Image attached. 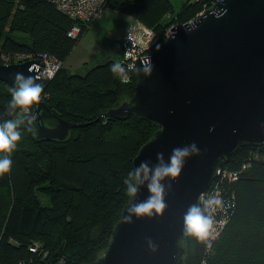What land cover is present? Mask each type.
Wrapping results in <instances>:
<instances>
[{"label": "trees", "instance_id": "16d2710c", "mask_svg": "<svg viewBox=\"0 0 264 264\" xmlns=\"http://www.w3.org/2000/svg\"><path fill=\"white\" fill-rule=\"evenodd\" d=\"M207 3L186 0L174 12L169 0H109L107 8L152 29L160 44L169 28L188 24ZM74 25L49 0H0V64L14 54L56 57L61 69L41 83L51 112L44 113V122L54 126L55 115L85 125L71 129L64 141L38 140L33 125L20 126L11 171L0 176V264H89L99 257L129 198L124 180L133 171L131 161L156 131L132 116L96 120L133 96L135 70L125 64L127 82L112 73L120 48L117 58L101 59L83 75L70 74L64 62L88 30L71 39ZM12 87L0 82V123L15 118L6 107ZM259 153L264 147L244 146L223 160L222 168L239 175L218 184L230 219L211 249L187 238L184 264H264Z\"/></svg>", "mask_w": 264, "mask_h": 264}, {"label": "water", "instance_id": "95a60500", "mask_svg": "<svg viewBox=\"0 0 264 264\" xmlns=\"http://www.w3.org/2000/svg\"><path fill=\"white\" fill-rule=\"evenodd\" d=\"M159 45L149 54L151 74L136 71L146 58L135 62L133 96L96 120L132 116L156 127L132 159L133 170L144 160L155 165L160 152L168 162L173 148L193 142L200 154L187 158L176 181L164 182L172 186L162 214L134 216L125 224L127 207L150 193L145 185L128 198L105 250L89 264H184L188 208L206 193L227 156L244 146L264 147V0H221L194 23L173 26ZM40 65L0 64V82L15 86L17 72L37 77ZM36 82L41 84L38 77ZM44 113L51 112L41 99L33 106L38 140L64 141L71 129L85 126L54 115L56 123L48 127Z\"/></svg>", "mask_w": 264, "mask_h": 264}, {"label": "clouds", "instance_id": "9594fccd", "mask_svg": "<svg viewBox=\"0 0 264 264\" xmlns=\"http://www.w3.org/2000/svg\"><path fill=\"white\" fill-rule=\"evenodd\" d=\"M175 37H173L174 39ZM159 50L160 45H156ZM154 65L150 56L140 63L136 71L141 74H151ZM111 71L122 82H127L128 75L125 67L116 62L111 66ZM15 86L10 89L11 99L7 110L14 119H8L0 123V176L11 171V155L21 140L20 126L27 122L32 125L36 117L32 113L34 105L41 102L43 87L37 83V77L25 76L21 72L14 75ZM31 130V128H29ZM213 129H210L212 131ZM161 131L163 128L161 127ZM199 149L193 142L183 147H175L171 151L168 162H165L164 154L157 153V163L150 165L147 160L141 161L138 167L130 171L124 180L127 196L130 202L137 196L139 190L147 186L150 193L146 200L129 203L127 215L123 216V223L131 224L133 217L143 218L162 214L167 208L165 196L167 190L171 188V183L167 185L165 181H176L183 171L187 158L199 155ZM225 210V202L220 194H201L199 202L192 204L184 216V237L204 244L207 249H211L212 241L215 239V213ZM150 248L154 251L155 246L149 241Z\"/></svg>", "mask_w": 264, "mask_h": 264}, {"label": "built area", "instance_id": "2783aa9c", "mask_svg": "<svg viewBox=\"0 0 264 264\" xmlns=\"http://www.w3.org/2000/svg\"><path fill=\"white\" fill-rule=\"evenodd\" d=\"M51 4L61 13L66 15L75 25L68 31V37L71 39H77L82 34V28L88 29L94 21L99 19L105 12L107 8V3L109 0H49ZM221 2V0H208V3L203 5L202 10L195 15V17L189 21V23H194L198 20L200 16L207 10L213 9L216 4ZM172 28V27H171ZM169 28L165 33V39L170 36ZM158 39L152 29L147 28L140 24L137 33H133L129 30L123 37L121 42L122 55L120 57V63L125 67L134 69V64L138 59H144L149 56L153 49L158 44ZM38 60L40 62V72L37 76L41 83L43 81L51 80L56 73L61 69L63 63L59 61L56 57L46 54H41L38 56L25 55V54H14L11 56H3V64H18L26 61ZM39 69V68H38ZM43 99V98H42ZM33 113V109H32ZM256 158L264 164V153H259L255 155ZM257 160V159H256ZM238 173L222 168V166L216 171V176L206 191L205 195H215L220 194L218 184L219 182L226 180L229 182L236 181L238 178ZM230 209L225 205L224 211H217L215 215V237L223 230L225 225L229 221ZM34 252V249H30Z\"/></svg>", "mask_w": 264, "mask_h": 264}, {"label": "rangeland", "instance_id": "374dc122", "mask_svg": "<svg viewBox=\"0 0 264 264\" xmlns=\"http://www.w3.org/2000/svg\"><path fill=\"white\" fill-rule=\"evenodd\" d=\"M169 1L174 12H177L186 0ZM129 19H131L130 23ZM140 24L143 25L140 21H136L129 16L115 12L112 9H106L104 14L94 21L87 32L80 38L66 59L65 68L70 74L83 75L86 70L95 66L99 60L109 55H111L109 58L113 57L112 55L116 53L117 46H121L126 33L129 30L137 33ZM109 49L114 52L110 53Z\"/></svg>", "mask_w": 264, "mask_h": 264}, {"label": "crops", "instance_id": "0c3cea01", "mask_svg": "<svg viewBox=\"0 0 264 264\" xmlns=\"http://www.w3.org/2000/svg\"><path fill=\"white\" fill-rule=\"evenodd\" d=\"M115 12H117V11H115ZM118 13H120V12H118ZM122 14V13H121ZM125 15V14H124ZM127 16V15H126ZM137 21V20H136ZM131 22V19H129V23ZM118 48H117V51H116V53H117V55L119 54V49H120V45H118L117 46ZM109 51H110V53H112V52H114L112 49L110 50L109 49ZM115 53V54H116ZM115 54L114 55H112L113 57H111V58H117V55L115 56ZM111 55H109V56H106V57H104V59H106V58H109ZM65 63H66V61L64 62V67H65Z\"/></svg>", "mask_w": 264, "mask_h": 264}]
</instances>
